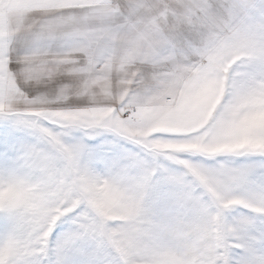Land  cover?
<instances>
[{
  "label": "snow or ice",
  "instance_id": "1",
  "mask_svg": "<svg viewBox=\"0 0 264 264\" xmlns=\"http://www.w3.org/2000/svg\"><path fill=\"white\" fill-rule=\"evenodd\" d=\"M218 73L245 147L138 135ZM261 116L264 0H0V264H264Z\"/></svg>",
  "mask_w": 264,
  "mask_h": 264
},
{
  "label": "clouds",
  "instance_id": "2",
  "mask_svg": "<svg viewBox=\"0 0 264 264\" xmlns=\"http://www.w3.org/2000/svg\"><path fill=\"white\" fill-rule=\"evenodd\" d=\"M230 67L231 64L229 63ZM227 69H221V73H226ZM226 81V75L216 74L210 76L198 87L195 95L190 97L185 106L180 110H173L168 113H150L139 118L133 125L139 130L138 135L142 139L156 137L161 144H185L183 140H169V137H187L193 139V133H200L202 128L223 126V140L221 144L225 151L242 148L246 145L239 136L233 134L228 128V122L231 120L230 111L238 110L240 116L247 112L251 107L243 94L233 93L226 95V89L222 84ZM99 118V116L97 117ZM264 120V116H261ZM110 121L105 118L103 123ZM172 129H183V131H172ZM171 148H165L163 151H172ZM97 199H100L97 197ZM130 200H104L99 211L108 216L119 220L128 214ZM93 211H97L93 209ZM142 212L143 209H138Z\"/></svg>",
  "mask_w": 264,
  "mask_h": 264
},
{
  "label": "rangeland",
  "instance_id": "3",
  "mask_svg": "<svg viewBox=\"0 0 264 264\" xmlns=\"http://www.w3.org/2000/svg\"><path fill=\"white\" fill-rule=\"evenodd\" d=\"M0 131H2V126H0ZM102 139H103V137H98L96 140L89 141V143L90 144H98L101 142ZM240 211H243V210H236L235 214H239ZM66 228H67L66 224L59 225L57 230H56V233H54V235H53V239H55L56 236H58L60 233L64 232L66 230Z\"/></svg>",
  "mask_w": 264,
  "mask_h": 264
},
{
  "label": "crops",
  "instance_id": "4",
  "mask_svg": "<svg viewBox=\"0 0 264 264\" xmlns=\"http://www.w3.org/2000/svg\"><path fill=\"white\" fill-rule=\"evenodd\" d=\"M39 87H44L43 85H39Z\"/></svg>",
  "mask_w": 264,
  "mask_h": 264
}]
</instances>
